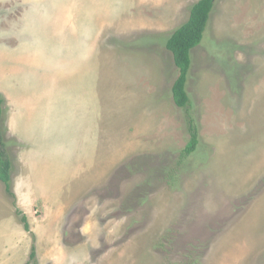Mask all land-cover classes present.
<instances>
[{"label":"rangeland","instance_id":"374dc122","mask_svg":"<svg viewBox=\"0 0 264 264\" xmlns=\"http://www.w3.org/2000/svg\"><path fill=\"white\" fill-rule=\"evenodd\" d=\"M196 1L0 0V264H264V0H215L185 155L165 40Z\"/></svg>","mask_w":264,"mask_h":264},{"label":"trees","instance_id":"16d2710c","mask_svg":"<svg viewBox=\"0 0 264 264\" xmlns=\"http://www.w3.org/2000/svg\"><path fill=\"white\" fill-rule=\"evenodd\" d=\"M214 2L215 0H197L194 2L189 9L188 18L176 27L165 40V47L171 52L174 65L178 69V74L171 86L172 99L174 104L183 109L186 114V125L189 137L186 145L181 150V153L185 155L194 153L200 141L198 123L195 117L192 116L193 114H191V111L189 113L188 109L190 96L186 86L192 62L191 51L199 45L203 39ZM1 114L2 99L0 98V119ZM10 169L11 160L5 150V143L0 126V181L4 184L9 194H11L9 192ZM17 213H22L21 220L27 229L26 215L20 210L17 211ZM35 257L36 250L34 245H32L29 253V261L25 264H29L32 260H35Z\"/></svg>","mask_w":264,"mask_h":264}]
</instances>
